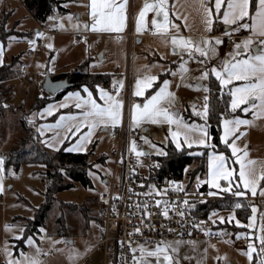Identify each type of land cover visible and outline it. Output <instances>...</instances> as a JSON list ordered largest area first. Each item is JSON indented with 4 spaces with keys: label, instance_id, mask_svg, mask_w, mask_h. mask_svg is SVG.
I'll use <instances>...</instances> for the list:
<instances>
[{
    "label": "rangeland",
    "instance_id": "374dc122",
    "mask_svg": "<svg viewBox=\"0 0 264 264\" xmlns=\"http://www.w3.org/2000/svg\"><path fill=\"white\" fill-rule=\"evenodd\" d=\"M146 2L154 3L153 0H144V4ZM6 4L7 6L14 5V12H10V14L13 12L12 15H7V12L6 14L1 13L0 20L1 18L3 20L5 15L9 16L6 22L7 26L15 23L14 20L16 19L18 29L14 26L12 31L15 30L17 34L20 30L23 31L21 33L27 32L28 29L30 31L23 36L11 38L6 45L1 42L2 45H5L3 57L6 56L7 61L4 64L9 71L8 80L0 83V90L3 89L1 86L5 84L6 88L4 89L8 91L7 95L0 92V99L3 100L0 111V157L3 158L11 148L33 149L34 143L32 141L25 144V140L32 135L29 137L30 131L23 127L22 122L34 130V135L38 137V145L46 150L49 155L53 154L52 152L59 149L65 142L67 143L66 149L72 147L77 142L79 135L83 133V128H87V126L82 127L80 132L74 136L69 134L68 138L64 139L58 148L47 146L48 137L57 138L59 135L55 130L48 131V128L42 130V126L51 123L54 127L57 123L56 118H59L61 114L73 115L80 111L75 108L72 97H69L72 99V104L67 105V107L59 106L53 116L45 117L46 112L42 111L43 107L50 103L62 101L64 96V94L57 96V93L52 94L42 88V83L47 74L54 77L61 73L71 72L79 66H84L91 72L109 74L111 77L110 84L97 86L114 96L119 90V98L124 99L123 109L126 106V97H129L132 101L131 116L133 105L145 102V97L134 95L137 79H141L145 75H155L158 80L152 89L146 91L145 96L154 94V89L159 90V87H163V81L168 80L170 83L167 91L172 93L173 97L172 103L164 106L170 111L178 113L186 124H203L204 119L197 115V112L203 111L204 97L208 96L209 98L210 78L215 76L210 74L208 78L201 79L202 72L212 66L219 68L225 60H232L233 56L230 54L235 53L234 46L246 39H251L253 43L249 46L248 52L236 56L235 59L246 58L249 53L253 56L256 55L255 46H260L264 50V44L260 43L262 39L250 36L238 38L237 35L234 45L226 48L225 36L235 34L213 32V25L212 32L209 31L204 22L203 10L195 4L193 7H186L178 5L177 1L168 0L170 19L173 25L178 26V28L171 26L169 34H160L154 30L153 18L159 20L162 17H157L154 11H149L146 14V27L139 32L140 41L138 38L134 44H131L132 47L134 46L133 48L128 45L126 38L119 40L116 37V32L108 37L97 34L90 35L86 32L87 29L84 28V25L89 24L87 0H62L61 4L65 9L60 10L58 7H54L43 24L35 21L26 7L19 1L9 0ZM208 7H213V5L209 4ZM224 10L225 6H222L219 15L214 14V20L217 17L218 25H229L223 22ZM76 25H79V28ZM43 28H49L52 31L44 34ZM36 29L44 35L37 37ZM54 30L58 32H53ZM203 31H207L206 34H203ZM7 32L6 29L0 28V36ZM81 35L84 38L79 40L77 36ZM172 35L190 37L195 44H199L201 47H204L202 43L204 38H213V41L215 38H219L222 43L215 44L213 42L208 45L207 58L199 53H194L190 58L187 52L178 46L177 51H173ZM98 42H100L99 45ZM48 44H52L53 47H47ZM14 55L18 56L14 57ZM27 63L28 72L22 76L21 68ZM130 66H133L131 87L129 91H126L128 85L126 76ZM18 70L20 71L18 72ZM20 80L23 81L22 84H20ZM121 81L123 87H120ZM243 83V81H233L226 87H229L230 90ZM97 86L96 95L93 94V97L97 98L98 103H102L98 99ZM205 88L208 91H205ZM69 92H79L81 97L87 96V92L79 89H71L65 95ZM74 97L75 103L79 102V98ZM37 98L47 100L40 109L34 107ZM241 107H245V105H241ZM229 112L233 113L230 105ZM254 112L256 115H253ZM247 113H245L247 115H223L220 121V136L223 133V119L225 118L238 117L252 121L251 124L238 126L236 135L239 138L235 139L234 143L239 150L238 155L243 156L246 151L247 157L244 158L255 161L253 167L259 172L261 168H264V114H261L258 108L252 109L250 106ZM75 123L77 121H73V124ZM207 123L209 124V118ZM131 124L141 134V139L138 142L140 147L136 146V151L144 153L138 157L142 162H146V165L142 166V170L147 175L148 165H153L154 156L161 155V151L165 153L167 144L173 143L175 145L171 131L177 130V126L167 122L152 123L147 120L134 125L132 118ZM104 127V125H99L91 131L95 135L93 143L89 145L90 149L93 148L90 157L92 165L88 169L91 184L84 186L79 182H74L69 188L56 192L51 207L46 212L44 223L38 225L34 232L29 231L32 222L37 218L39 209L48 200L47 192L50 183L42 174L45 166L39 162L24 161L16 168L13 164H7L4 158V170L0 172V182L3 185V191L0 192V263L9 264L10 261H20L21 264H28V258L35 257L39 264H79L84 258L85 246L95 237L96 218L94 214L97 215L99 210L100 194L107 189L104 176L112 170V153L117 145L116 136L110 132L113 126L111 128L107 126L106 130ZM61 129L58 131L59 133L64 132V128L61 127ZM87 130L88 128L85 132ZM44 131L49 132V134ZM198 135V132H191L189 142L195 140ZM180 139L183 142V138ZM210 142L216 146L213 139ZM230 142H232L231 137ZM220 143L222 147L215 148V150L224 151L225 155L230 157L228 166L234 167L238 171V165L232 164V160L235 158L231 157V149H226L221 140ZM184 147L188 148L186 144ZM197 147L200 148L192 151L203 152L205 148L195 143L191 148ZM205 149L208 150L205 172L203 176H197L201 182L208 178V154L213 151L211 148ZM197 153H195L194 159H200L201 154ZM194 161L195 163L188 166V171L193 170L198 165L199 161ZM67 181L70 180L67 179ZM208 187L210 188L209 185ZM261 188H264V181L258 185L255 196L250 191L244 196L253 197L250 201L247 219L238 216L235 211V218L241 221V225H247L249 223L248 217L252 216L251 207L255 206L257 208L255 229L237 226L234 221L224 223L217 221L215 225L216 228L219 225L217 228L218 238H212L208 241L194 240L188 245L180 240L160 241L171 243L172 247L177 248V251L172 253L174 264H259L260 255L254 253L252 259L249 260L248 256L244 254L250 242L248 236L238 238L237 234L251 233L254 237L251 242L259 249V242L255 237H259L261 234L259 228L261 220L264 218V209L261 207L262 201L257 199V196L264 197L260 194ZM218 198L224 202H239L243 199V197H233L230 193H221L216 196V199ZM83 207L88 208L89 215L92 216L89 221H87L82 210ZM213 212L217 213V216L228 217L232 214L233 208L212 210L209 216L212 220H217V216L212 215ZM28 237L33 239L34 244L27 242ZM157 243L138 242L136 247L141 252V246L144 250H153ZM49 251L52 252L51 255H47ZM21 253L26 255L22 256ZM94 260L96 264H99L97 257ZM140 264H156V258L142 255Z\"/></svg>",
    "mask_w": 264,
    "mask_h": 264
},
{
    "label": "snow or ice",
    "instance_id": "6c2138e0",
    "mask_svg": "<svg viewBox=\"0 0 264 264\" xmlns=\"http://www.w3.org/2000/svg\"><path fill=\"white\" fill-rule=\"evenodd\" d=\"M127 0H90L89 15L91 17L90 25L85 24L84 28H91L93 31H116L120 32L126 26V7ZM200 8L203 10L204 22L209 31L212 29L214 23V14L217 16L221 12L222 6H225V10L222 14V19L225 24L238 25L234 28V31H239L241 28L245 30H252L255 35L264 36V0H198ZM212 4L213 7H208ZM149 11H154L157 17H162V19L152 20V25L154 30L160 34H169V28L175 26L172 24V20L169 16L168 0H155L154 3H145L143 8L139 13V17L136 23V30L138 32L143 31L146 27V14ZM71 18V17H70ZM250 20L251 23L245 22ZM243 22V23H242ZM79 28V25H76ZM178 28V26H175ZM44 34L37 31L36 36L41 37ZM220 44L222 41L219 38H204L202 43L204 47L199 44H195L190 37L183 36H171V43L173 45V51H177V46L184 49L189 57L191 58L194 53H199L201 56L207 58L208 56V45L211 43ZM253 43L251 39H246L242 43H237L235 48V53L230 54L233 56L232 60H225L223 64L218 68L212 66L205 69L202 72L201 79L208 78L214 75L219 81L221 88L232 84L233 81H243L244 83L233 87L230 89V95L232 97L230 102V108L233 112L241 105L245 107L241 108L242 112L247 113L249 111V106L252 109H257L261 114H264V50L256 49L257 54L251 55L250 53L246 58L235 59L236 56H240L242 53L248 52L249 46ZM264 44V40L260 41ZM47 47L52 48V44H48ZM3 63V49L0 48V64ZM203 63V61H201ZM158 80L155 75H145L141 79H137L135 85L134 95L136 97H145V102L137 103L133 105L132 110V121L134 125H138L142 121H150L152 123L167 122L170 125H176L177 130L171 131V137L175 141V147L177 149H183L186 144L188 148L193 146V143L203 146L205 148H211L213 151L208 154V172L207 180L203 181L210 186L208 192L209 196H218L221 193H230L233 197H244L247 192H251L253 196L257 194V187L260 185L261 181H264V168H261L259 172L256 171L255 161L246 160L247 152L245 151L243 156L238 155V148L235 145V139L239 136L236 135L238 126L241 124L248 125L252 121L247 119H240L238 117H233L232 119H223V133L220 136V140L225 145L226 149H231V157L235 159L232 160L233 165H238V171L234 167L228 166L229 156L225 155L224 151H216V146L210 141L212 139L210 134L211 125L207 123L209 118V98L204 97L203 111L197 112L204 119L203 124H186L183 119L179 117L178 113L170 111L169 108L165 107V104L172 103L173 94L167 91L169 81H163V87H159V90L154 89V94L145 96L148 89H152L154 83ZM120 87H123V82H120ZM99 93L98 99L102 103H98L97 98L93 97V93L84 87V91L87 92L86 97H81L80 93H69L68 97L76 96L79 98V102L75 104V108L80 111L73 115L60 116L57 121V127H63L67 129V133L64 139L68 138V135H76L79 133L81 128L87 126V134L81 135L77 142L70 148L65 149L66 151L78 152L84 151L82 147L85 141L91 135L92 129H94L98 124L111 123L113 126L119 124L122 119L123 112V100L119 98V90L114 96L110 92L103 88L97 86ZM205 91H208L205 88ZM67 99V97H66ZM61 107H67L66 104H62ZM52 108L51 105L48 106V111ZM256 115V112L253 113ZM73 121L77 123L73 124ZM45 127V126H42ZM46 127H52V125H47ZM198 132L199 135L195 140L190 139L191 132ZM43 135V133H41ZM243 135V133H240ZM183 138L181 142L180 138ZM230 137L232 142H230ZM63 143V140L58 141ZM47 146L50 148L55 147L53 143L47 142ZM58 150V149H57ZM132 150L136 152L137 156L144 153L136 151L135 141L132 142ZM161 155H166L164 152H160ZM203 154V153H197ZM4 165V158L0 157V172H2ZM159 165H157L158 167ZM197 183H201L199 177H197ZM182 190V189H181ZM3 191L2 182H0V192ZM261 195H264V188H261ZM145 195H148L146 193ZM119 198V197H115ZM161 203L165 204V211L163 215L168 216L167 201L157 200L156 205L159 206ZM184 204H188V201H183ZM233 207V212L228 217L217 216V213L213 212V216H217V220H213V223L217 221L224 222H235L237 226L247 227L249 229L256 228V212L257 208L255 206L251 207L252 216L248 217L249 223L247 225H241V221L235 218V209H241L244 207L240 202H236ZM181 216L184 215L183 212L179 213ZM211 219V217H210ZM43 231V229H41ZM139 232V229H136ZM260 236L255 237L259 242V249H257L251 242L254 237L251 233H238V238L240 236L247 235L249 238V244L247 246V251L244 253L248 256L249 260L252 259L253 254H258L261 256L259 264H264V218L261 220L260 224ZM211 234V233H210ZM29 244H34L31 237L27 238ZM179 243V242H175ZM142 255L155 257L156 264H174V257L172 253L177 251V248L172 247L171 243L158 242L155 249L144 250L141 246ZM134 253L136 249L132 250ZM39 252V249H37ZM22 256L26 254L21 253ZM135 259V257H134ZM9 264H21L20 261H10ZM28 264H39V261L35 257L28 258Z\"/></svg>",
    "mask_w": 264,
    "mask_h": 264
},
{
    "label": "built area",
    "instance_id": "2783aa9c",
    "mask_svg": "<svg viewBox=\"0 0 264 264\" xmlns=\"http://www.w3.org/2000/svg\"><path fill=\"white\" fill-rule=\"evenodd\" d=\"M141 7L142 4L137 9L133 6L128 29L116 33L119 40L126 38L129 46L139 38L135 30V17ZM51 31L49 28L42 29L44 34ZM77 37L79 40L84 38L82 35ZM225 38L226 48L234 45L235 35ZM28 69L27 63L21 68V75H26ZM132 70L133 66H130L126 91L131 87ZM131 104L130 98L126 97L121 122L110 129L117 138L112 153L113 166L111 172L104 176L107 189L99 196L100 213L95 220V237L85 246V256L79 264H96V257L99 264H140L142 252L136 247L138 242L180 240L188 245L194 240L208 241L219 237L216 223L203 212L204 205L216 199V196L208 195L210 188L206 183L198 184L197 177L191 178L187 174L160 184L147 180L148 174L142 170L146 162H142L132 150L133 141L140 147L141 134L131 124ZM252 198L247 196L243 200L250 203ZM257 199H261L264 209V197L257 196ZM157 200L168 202L167 217L163 215L165 204L157 206ZM185 200L188 204L183 203ZM181 212L183 216L179 214ZM133 249H136L135 253ZM51 254V251L47 252V255Z\"/></svg>",
    "mask_w": 264,
    "mask_h": 264
},
{
    "label": "trees",
    "instance_id": "16d2710c",
    "mask_svg": "<svg viewBox=\"0 0 264 264\" xmlns=\"http://www.w3.org/2000/svg\"><path fill=\"white\" fill-rule=\"evenodd\" d=\"M22 4L26 7L29 13L34 17V19L39 23L43 24L54 7H58L60 10H64L65 8L61 4L62 0H20ZM255 2V0H254ZM11 11H7V15L10 14ZM2 14H6V10H3ZM5 15L4 19L1 18V25L8 32L4 33L0 36V40L6 44V42L10 39L11 36H23L26 32L19 34L15 33L16 31H12V28L6 27V21L9 16ZM218 20L217 17L214 20V30H217ZM2 30V29H1ZM18 55H14L17 57ZM3 64L0 67V83L2 81H7L9 78L8 68ZM8 71V72H7ZM20 70H18L19 72ZM4 73V74H3ZM68 77L69 81L73 83L72 87L66 88L61 92L57 93V96L65 94L67 91L71 89H82L84 86L89 88L94 95H96V86L103 85L107 86L110 84V75L104 73H95L87 70L84 66H79L72 70L71 72L61 73L55 75L54 79H60ZM210 91H209V124L211 125L210 133L212 135V139L216 144V148H221L222 145L220 143V121L223 115H247L241 111V108L237 109L235 112H229V105L231 101V95L229 87L221 88L219 81L215 77L210 78ZM3 88V89H2ZM5 84L1 86L0 92L8 94L6 91ZM1 100V99H0ZM47 100H40V98L36 99V103L34 107L36 109L42 108L46 104ZM3 100L0 101V111L2 110L1 105ZM23 127L26 130L30 131V135H32L29 139L25 140V144L30 143L31 141L34 143L32 145V150H25V147L11 148L10 151L5 155V161L7 164H13L16 168L19 167L21 162H39L45 166L42 174L49 181V188L47 192L48 200L47 202L39 209L37 218L32 222V227L29 231L34 232L37 229L38 225H41L45 221L46 212L51 207V203L53 198L55 197V193L69 188L73 185L74 182H79L84 186H88L91 184L90 177L88 175V169L91 167L92 162L90 161V157L93 153V148L84 151V152H71L66 151L65 142L58 150L52 152L53 154H48L46 150L38 145V137L34 135V130L29 128L25 122H22ZM22 142V141H21ZM94 145V144H93ZM197 148H186L177 149L173 143H169L165 146L166 155H158L153 158V165L148 167V177L147 180H151L155 183H162L165 180L169 179H180L183 178L186 174L191 178H195L197 176H203L206 168V158L208 150L204 148L203 152L200 151H192ZM203 153L200 156V159H194L195 153ZM194 160H198L199 163L195 168L191 171H188V166L195 163ZM157 165H159L157 167ZM69 179L70 181H67ZM244 205L241 209H235L238 216L243 219H247V216L250 211V203L247 200L239 201ZM227 203V204H226ZM230 203V204H228ZM236 201L232 202H224L219 198L211 200L207 202L203 207V212L207 215L214 209H225L229 208V205L234 206ZM233 208V207H230ZM83 212L87 217V221H89L92 216L89 215L88 208L83 207ZM88 213V215H87ZM100 208L98 210L97 215L94 214L95 218L99 216ZM92 215V214H91ZM90 216V217H89ZM218 225V224H217ZM219 228V225L217 226ZM3 264V263H0Z\"/></svg>",
    "mask_w": 264,
    "mask_h": 264
},
{
    "label": "crops",
    "instance_id": "0c3cea01",
    "mask_svg": "<svg viewBox=\"0 0 264 264\" xmlns=\"http://www.w3.org/2000/svg\"><path fill=\"white\" fill-rule=\"evenodd\" d=\"M7 1H9V0H0V14L3 12V10H6V12L7 11H13L14 12V9H15V7H14V5L13 6H10V5H8L7 6ZM17 1H19L21 4H22V2L20 1V0H17ZM154 2H155V0H153ZM169 1H171V2H175V1H177L178 2V5H181V6H186V7H188V6H194V4L196 5V6H198L199 5V2H198V0H169ZM117 2L119 3V2H121V0H117ZM89 4H90V0H87V7H88V10H87V16H88V20H89V25H90V21H91V17H90V15H89V12H90V8H89ZM142 4V7H141V9L143 8V6H144V0H139V2H138V0H127V2H126V7H125V12H126V17H127V19H126V26L124 27V29L122 30V31H120V32H124L125 30H127L128 29V25H129V22H130V18H131V16H130V14H131V10H132V8H133V6H135L136 7V9L140 6ZM23 5V4H22ZM24 6V5H23ZM25 7V6H24ZM141 9H140V11H141ZM27 10V9H26ZM28 11V10H27ZM140 11H138V13L136 14V17H135V30H136V20H137V17H138V14L140 13ZM12 12V13H13ZM29 12V11H28ZM12 13H11V15H12ZM31 15V14H30ZM32 16V15H31ZM33 17V16H32ZM33 19H34V17H33ZM35 20V19H34ZM15 21V23H12V25H7L6 27L7 28H13L14 26L17 28V22L18 21H16V19L14 20ZM36 21V20H35ZM7 22V21H6ZM246 22V21H245ZM248 23H251V21L249 20V21H247ZM37 23V22H36ZM243 23V22H242ZM0 25H1V20H0ZM214 23H213V32H216V31H218V33H225V32H227L226 34H235V36L237 35L238 36V38H241L242 36H250V37H252V38H258V39H262V40H264V36H258V35H255L253 32H252V30H245V29H240L239 31H234L233 29L234 28H236V27H238V25H224V24H220V25H217V30H214ZM225 26H229V29L228 30H225ZM18 29V28H17ZM20 30V29H19ZM20 31H22V30H20ZM30 30L28 29L27 30V32L26 33H28ZM36 31H38V29H36ZM88 34H90V35H100V36H109L110 34H113V33H115L116 31H93V30H91V28L89 27V28H87V31H86ZM137 32V31H136ZM206 32L207 31H203L202 33L203 34H206ZM212 32V31H211ZM210 32V33H211ZM116 33H118V32H116ZM139 33V32H138ZM220 35V34H219ZM14 37H17V36H11L10 37V39L11 38H14ZM88 38V37H87ZM237 38V39H238ZM9 39V40H10ZM8 40V41H9ZM139 41H140V38H139ZM2 41L0 40V48H2L3 50H4V47H5V45L3 46L2 45V43H1ZM7 43V42H6ZM100 44V42H98V45ZM256 49H261L262 50V47H257V46H255V50ZM5 61H7V57L6 56H4L3 57V63L2 64H0V67L5 63ZM89 91H91L89 88H87ZM79 90H81V91H84V88H82V89H79ZM92 92V91H91ZM69 93H72V92H69ZM113 95V94H112ZM66 97H67V99H66ZM72 97V99H73V102H74V104H76L75 103V97L74 96H71ZM72 99H70L69 97H68V94H64V96H63V99H62V101H60V102H54V103H50V104H48L46 107H43V109H42V111H45L46 112V114H45V117H47V118H49V117H51V116H53L56 112V109H58V107L59 106H61L62 104H66V105H69V104H72ZM124 100V99H123ZM61 104V105H60ZM74 104H73V106H74ZM49 105H51L52 106V108H51V110L50 111H48V110H46V109H48V106ZM73 111L75 112V109H73ZM62 115H64V116H68V115H66V114H61L60 116H62ZM60 118V117H59ZM59 118H56V121H58L59 120ZM57 124V123H56ZM47 125H52L51 123H47L46 125H43V126H45V127H42V130H45V129H47L48 128V131H52V130H55V131H57V134L59 135V137H48V141L47 142H50V143H53L54 145H55V148H58L59 146H60V144L61 143H59L58 141H60V140H64V137H65V135H66V133H67V129H65L64 128V132L63 133H59L58 131L59 130H62L61 129V127H57L56 125L54 126V127H46ZM99 125H104L105 127H104V130H106L108 127L107 126H110V128L113 126L111 123H108L107 125H105V124H98L97 126H99ZM82 129V128H81ZM87 129V128H86ZM86 129H84L83 128V133L82 134H80L79 135V137H78V139L80 138V136L81 135H83V134H87V131L85 132V130ZM44 132H47V131H44ZM48 134H49V132H47ZM94 133H92L91 132V135H90V137L88 138V140L87 141H85L84 142V144L82 145V147L85 149L84 151H87V150H89L90 149V144L91 143H93V140H94ZM43 139H45V138H43ZM77 139V140H78ZM84 151H78V152H84ZM208 185V184H207Z\"/></svg>",
    "mask_w": 264,
    "mask_h": 264
},
{
    "label": "water",
    "instance_id": "95a60500",
    "mask_svg": "<svg viewBox=\"0 0 264 264\" xmlns=\"http://www.w3.org/2000/svg\"><path fill=\"white\" fill-rule=\"evenodd\" d=\"M229 26H225V30H228ZM139 41V39H138ZM73 83L69 81L68 77L60 78V79H54L49 74L46 75L43 83L42 88L52 94H56L59 91H62L66 88L72 87ZM146 152H148L146 150ZM106 182V180H104Z\"/></svg>",
    "mask_w": 264,
    "mask_h": 264
}]
</instances>
